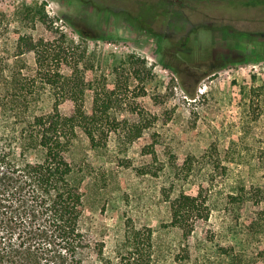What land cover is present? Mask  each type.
<instances>
[{"label":"rangeland","instance_id":"1","mask_svg":"<svg viewBox=\"0 0 264 264\" xmlns=\"http://www.w3.org/2000/svg\"><path fill=\"white\" fill-rule=\"evenodd\" d=\"M0 12L21 18L0 31L8 47L19 35H62L70 65L77 62L97 92L113 93L116 131L96 149L79 132L65 155L82 177L79 228L90 248L81 264H116L119 255L123 264H192L178 262L186 250L203 260L212 241L238 245L235 222L264 209L230 199L264 183L256 170L264 147V0H0ZM22 59L31 71L33 54ZM92 99L85 91L88 113ZM212 145L226 172L204 192L208 220L186 240L170 225L164 199L175 193L169 165ZM205 175L194 164L176 190L196 195Z\"/></svg>","mask_w":264,"mask_h":264},{"label":"trees","instance_id":"2","mask_svg":"<svg viewBox=\"0 0 264 264\" xmlns=\"http://www.w3.org/2000/svg\"><path fill=\"white\" fill-rule=\"evenodd\" d=\"M18 20L21 18L17 13L0 12V31H7ZM3 40L0 39V264H81L79 254L90 248V241L79 228L84 211L82 177L65 155L79 132L96 149L116 131L119 123L108 111L113 93L97 92L85 81L78 63L70 65L71 53L64 47L62 35L37 41L32 36L19 35L11 47ZM26 54L34 56L31 71L22 59ZM87 90L93 92L89 113L84 109ZM186 95L193 94L186 91ZM137 115L141 120V114ZM256 158V170L264 175V147L258 149ZM194 164L206 171L207 187L200 186L196 195L176 190L180 176L191 174ZM169 167V189L175 191L164 195L170 225L187 240L199 221L208 220L204 192L215 186L213 177L224 175L226 167L214 145L200 158L171 161ZM230 199L259 208L264 204V183L242 187ZM237 222L233 229L239 236L238 245L212 241L210 256L192 260L186 250L178 262L264 264V246L260 248L264 240V209L254 212L245 223ZM136 235L133 231L128 241ZM133 248L134 245L128 247ZM124 253L131 255L130 251ZM120 256L116 264H123L125 257Z\"/></svg>","mask_w":264,"mask_h":264}]
</instances>
